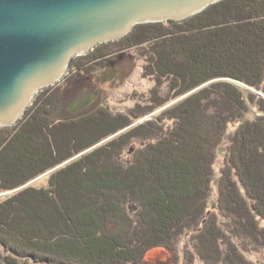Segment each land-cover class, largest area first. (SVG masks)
Segmentation results:
<instances>
[{
    "label": "trees",
    "instance_id": "1",
    "mask_svg": "<svg viewBox=\"0 0 264 264\" xmlns=\"http://www.w3.org/2000/svg\"><path fill=\"white\" fill-rule=\"evenodd\" d=\"M126 51L154 82L145 104L128 113L71 108L69 93L88 86L86 73ZM235 82L264 94V0H222L181 21L138 24L72 58L67 77L42 89L14 126L0 127V192L92 149L50 174L48 188L26 187L0 201V264H144L156 247L176 263L180 239L193 230L203 259L255 264L219 215L253 250L264 249V98L246 97ZM249 103L260 115L241 122Z\"/></svg>",
    "mask_w": 264,
    "mask_h": 264
},
{
    "label": "water",
    "instance_id": "2",
    "mask_svg": "<svg viewBox=\"0 0 264 264\" xmlns=\"http://www.w3.org/2000/svg\"><path fill=\"white\" fill-rule=\"evenodd\" d=\"M219 1L0 0V127L14 126L42 89L61 82L73 57L138 24L181 21Z\"/></svg>",
    "mask_w": 264,
    "mask_h": 264
},
{
    "label": "rangeland",
    "instance_id": "3",
    "mask_svg": "<svg viewBox=\"0 0 264 264\" xmlns=\"http://www.w3.org/2000/svg\"><path fill=\"white\" fill-rule=\"evenodd\" d=\"M148 23H153V22H148ZM109 42H114V41H109ZM109 42H106V43H109ZM101 44H104V43H101ZM79 57L80 56H76L73 58H79ZM68 74L66 75V77L68 76ZM86 74L88 77V83H89L88 86L86 88L82 87L81 89L80 87L79 88L77 87L74 89L75 93L73 92L69 93L70 96L68 99L70 100V103H72L71 108H74L77 106L76 107L77 109L79 108L84 109L86 107L87 108L91 107L93 104H96L97 106L103 107L104 109L110 112H113V113H117V112L128 113L137 104H142V105L145 104V101L149 99L148 98L150 95L149 92L154 85V82H152L150 79L142 77V61L136 58L134 51H126L125 53L120 54L116 56L113 60H111L106 66V68L92 70L91 72H88ZM235 84L238 87H241L243 89L246 97L249 92H252L264 98V94L260 93L259 91H256L255 89L245 87L243 84L239 82H235ZM53 86H50V87H53ZM60 88H61L60 90L64 91V85H61ZM185 95L178 98V100L169 102V104L165 105L164 107L163 106L157 107L146 115H142L141 117L139 116L137 118H134L135 122H133L132 125H130L128 128L135 126L137 124L144 123L148 120H151L152 118L155 119L161 112L164 111V108L166 107L168 108L175 102L185 98L186 97ZM145 96L147 98H145ZM249 105H250L249 113L245 116V119L243 121H245L246 119H252L255 116L257 117L260 115V112L256 107L252 108V104L250 103ZM71 108L70 110L73 111ZM234 129H235L234 126L232 127V124H231L229 126L228 131L232 132ZM114 136L115 135H112L109 138H112ZM109 138L100 142L99 144H97V146L103 144V142L108 141ZM97 146H94V148ZM139 146H141L139 142H134L132 147L138 148ZM91 149H87L84 152L78 153L77 155L72 157L69 161L63 164H59L58 166L52 168L51 170L47 171L41 176H38L32 179L31 181L27 182L25 185H23L22 187L18 189H15L12 191L0 192V201L3 200L4 198L10 197L17 191L24 189L26 187L33 186L37 188H45V187L48 188L47 185H48V178L50 174L62 168L63 166L67 165L70 161L81 157L83 154L87 153ZM225 153H226V148L224 147V144H223L222 146H220L217 152V158H216V163H215L216 172H218L220 166L222 165ZM124 157L125 159H129L130 154L126 152ZM216 186H217L216 181H214L213 188H212L214 191L213 192L214 196L211 198V201H214V202L217 196ZM211 208L215 210L216 204H215V207H213L211 204ZM251 208L252 210H254L255 207L251 205ZM219 215L221 216L220 222H221L222 227L224 228L225 232L229 236L230 241H232V243L234 242L236 243V245L239 248V251L242 252L244 256H246L247 259H250L251 261L255 262V264H264V249H260L259 251L253 250L252 245L248 239L238 236L237 230L236 228H234L231 219L224 217L222 213H219ZM258 221H259V226L264 228V219H259ZM195 231L196 230L187 232L180 239V242L177 248V262L176 263H174L173 255L171 252L166 251L162 248L156 247L146 252L145 257H144V264H215V262H213L214 261L213 258H208L206 260V259H203L199 255L196 249V245L194 243V239H192V235ZM187 256L192 257L191 262L187 260Z\"/></svg>",
    "mask_w": 264,
    "mask_h": 264
},
{
    "label": "bare ground",
    "instance_id": "4",
    "mask_svg": "<svg viewBox=\"0 0 264 264\" xmlns=\"http://www.w3.org/2000/svg\"><path fill=\"white\" fill-rule=\"evenodd\" d=\"M38 95V94H37Z\"/></svg>",
    "mask_w": 264,
    "mask_h": 264
}]
</instances>
